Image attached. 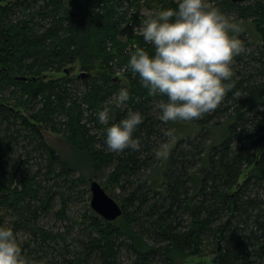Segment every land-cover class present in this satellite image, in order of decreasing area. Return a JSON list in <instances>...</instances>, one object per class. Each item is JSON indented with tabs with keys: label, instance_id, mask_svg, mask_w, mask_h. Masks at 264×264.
Returning a JSON list of instances; mask_svg holds the SVG:
<instances>
[{
	"label": "trees",
	"instance_id": "obj_1",
	"mask_svg": "<svg viewBox=\"0 0 264 264\" xmlns=\"http://www.w3.org/2000/svg\"><path fill=\"white\" fill-rule=\"evenodd\" d=\"M208 3L243 29L233 86L214 112L165 124L155 105L167 97L150 96L128 61L136 47L154 55L142 21L178 0H0V227L27 264H264V0ZM129 112L143 117L140 150L110 152L106 128ZM42 127L80 155L119 218L91 209L86 176Z\"/></svg>",
	"mask_w": 264,
	"mask_h": 264
},
{
	"label": "clouds",
	"instance_id": "obj_2",
	"mask_svg": "<svg viewBox=\"0 0 264 264\" xmlns=\"http://www.w3.org/2000/svg\"><path fill=\"white\" fill-rule=\"evenodd\" d=\"M242 31L208 0H178L177 9L149 14L142 21L139 34L155 52L150 55L136 47L128 67L150 96L167 97V102L155 105L163 123L198 120L219 107L233 86L225 82L232 79L234 57L245 51L238 38ZM129 98L122 88L112 101L119 108ZM109 111L98 112L102 125H108ZM142 122L139 112H129L127 118L107 127V149L139 151L141 145L133 133ZM156 157L167 158V151L157 150ZM0 264H27L11 228L0 227Z\"/></svg>",
	"mask_w": 264,
	"mask_h": 264
},
{
	"label": "rangeland",
	"instance_id": "obj_3",
	"mask_svg": "<svg viewBox=\"0 0 264 264\" xmlns=\"http://www.w3.org/2000/svg\"><path fill=\"white\" fill-rule=\"evenodd\" d=\"M81 72V64L77 62L75 64L74 71L71 72V76L77 75ZM52 78H58L64 76L63 72L50 74ZM116 76L123 80L126 83L125 72L122 69H118L116 71ZM41 132L43 134L44 139L47 141L49 145H51L64 159H66L71 165L75 167V170L78 173H82L86 176L87 185L86 187L89 190L90 180H95L94 178H90L88 171L79 164L80 155L73 150L72 146L67 142V140L58 134L52 133L43 127L41 128ZM163 145H167V143H163ZM166 147V146H165ZM88 174V175H87ZM99 182V180H96ZM101 181V180H100ZM103 181V180H102ZM88 197V195H87ZM188 264H214L210 258H197L190 257L186 260Z\"/></svg>",
	"mask_w": 264,
	"mask_h": 264
},
{
	"label": "water",
	"instance_id": "obj_4",
	"mask_svg": "<svg viewBox=\"0 0 264 264\" xmlns=\"http://www.w3.org/2000/svg\"><path fill=\"white\" fill-rule=\"evenodd\" d=\"M233 3H241L247 0H231ZM75 67H70L64 70L65 74H70L74 71ZM85 74L81 73L83 77ZM90 192V207L101 218L106 221H114L122 215V208L119 204L111 198L107 192L103 189L101 184L96 180H90L89 183Z\"/></svg>",
	"mask_w": 264,
	"mask_h": 264
}]
</instances>
